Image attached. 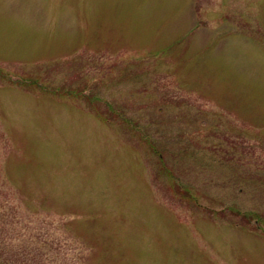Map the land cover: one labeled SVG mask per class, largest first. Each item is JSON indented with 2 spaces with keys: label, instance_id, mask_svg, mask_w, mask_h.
<instances>
[{
  "label": "rangeland",
  "instance_id": "374dc122",
  "mask_svg": "<svg viewBox=\"0 0 264 264\" xmlns=\"http://www.w3.org/2000/svg\"><path fill=\"white\" fill-rule=\"evenodd\" d=\"M0 264H264V0H0Z\"/></svg>",
  "mask_w": 264,
  "mask_h": 264
}]
</instances>
